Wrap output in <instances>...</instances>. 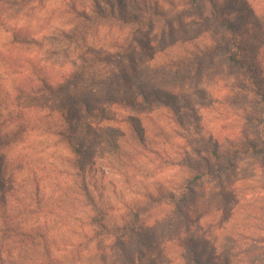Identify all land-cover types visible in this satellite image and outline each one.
I'll list each match as a JSON object with an SVG mask.
<instances>
[{
  "label": "rangeland",
  "instance_id": "1",
  "mask_svg": "<svg viewBox=\"0 0 264 264\" xmlns=\"http://www.w3.org/2000/svg\"><path fill=\"white\" fill-rule=\"evenodd\" d=\"M138 1L164 8L165 16L154 17V26L133 42L136 25L118 29V22L75 42L66 15L53 13L66 7L54 0L23 10L34 16L33 30L43 29L37 43L16 51L15 65L4 55L11 36L0 31V264L93 263L91 255L74 262L71 243L80 223L68 204L70 149L55 131L66 126L61 102L101 88L100 78L90 76L97 67H88L89 54L113 52L117 42L132 47L131 61L123 57L130 86L179 98L174 106L127 110L142 120L146 147L130 125L105 124L111 137L104 135L91 156L103 202L114 214L126 212L124 201L153 208L143 217L144 238L129 244L131 261L103 242L100 264H185L181 255L191 242L206 264H264V0ZM76 5L98 12L93 0ZM99 8L107 9L103 2ZM128 12L145 16L132 7ZM83 55L86 61L78 59ZM38 67L53 77L56 91L57 83L66 84L59 95L37 78ZM72 72L80 74L68 84ZM131 91L119 97L131 98ZM44 174L51 179L40 182L37 204ZM149 192L158 202L145 196Z\"/></svg>",
  "mask_w": 264,
  "mask_h": 264
},
{
  "label": "trees",
  "instance_id": "2",
  "mask_svg": "<svg viewBox=\"0 0 264 264\" xmlns=\"http://www.w3.org/2000/svg\"><path fill=\"white\" fill-rule=\"evenodd\" d=\"M46 1L16 0L12 3L11 0H0V8H4V10H0V31L8 33L11 36L6 46L7 52L4 55L10 57L12 64L15 65V62L19 61L16 51L21 50L24 45L29 46L37 43L38 36L43 29L41 26H38L36 30H33L29 19H33L34 16L29 15V13L24 14L23 10L31 2L45 4ZM54 2L61 7H66L63 10L57 7L60 12L53 13L59 19L63 15H66L64 26L68 27L70 32H73L76 37L75 42L77 39L84 40L92 29H96V32H98L102 27H112L113 23L117 22L119 23L118 29H121L123 27L121 25L124 24L136 25V29L129 36L133 42L135 35L145 34L148 29L154 26V17L165 16L164 8L153 6L149 8V3L146 7L138 0H133L131 3H128L127 0H93L98 8V12L93 15H90L84 9H78L76 5L77 0H54ZM102 2L106 5V10L99 8ZM154 4H158L159 6L158 2ZM128 7H132L138 13L143 12L145 16L128 12ZM29 11H32V9H29ZM16 18L22 20V25L18 27L11 26L9 22L12 21L11 19ZM122 45L123 48H120L121 46L117 42L116 50L113 52L107 51L89 54L92 58L89 61L88 67H97V70H93L90 76L92 78H100L99 83L96 84V86L101 87L98 91L90 88V92L86 91L76 95L73 101L60 103L59 111L66 126H60L58 128L60 131L57 129L55 133L60 136L66 148L70 149L67 161L72 166L70 179L74 183L73 187L70 188L69 194L71 196L69 197L70 202L68 204L75 212L74 221L78 219L77 221L80 223L79 228H76L73 233V241L71 243L75 263L81 262L79 258L89 255L94 259V261H91L93 262L92 264L104 262L106 256L100 249L103 242L114 245V250L113 248L110 250L118 252L115 254L131 261L132 256L128 253L129 244H132L135 239L144 238L146 231L142 227L143 217L151 213L153 208H150L147 203L142 204L139 202L137 204V201H140L137 199L133 202L124 201L126 212L114 214L112 212L113 207L103 202V188H100L97 182L99 171L95 166V162H93L94 158L91 156L96 152L99 145L103 144L104 135H106V138L111 137L109 133L111 131L105 128V124L123 123L130 125L134 129V132H137L139 143L146 147L148 142L144 134L145 130L142 126V120L130 114L127 110H138L143 106H153L155 104L163 107L166 106L165 103L170 102V105L174 106L175 100L179 98L175 94L164 90L152 89L140 84L130 86L132 78H130L129 72L126 70V62L127 60L131 61V54L129 52L127 54V51H130L132 47L129 42ZM9 46L12 47L8 48ZM1 48L3 46L0 42ZM120 49L125 52L123 53ZM11 52H14L16 55ZM126 56L128 59L125 62L123 57ZM78 59L86 61L84 55ZM27 62L28 64H32L34 68L36 67L35 63H29L30 60H27ZM34 73L39 80L45 83V86L53 89V92L56 91V88L50 82L52 76L50 75L49 79L46 68L38 67ZM78 74L80 73L72 72L67 78V83H75ZM56 85L59 88L57 90L59 93L56 91L57 95H59L66 87V84L57 83ZM127 88L132 90V93L129 94L131 98L129 96L120 98L119 91ZM31 89L33 92H40V89L35 86H32ZM114 133L116 132L112 131V135ZM115 149L117 153L119 146H116ZM58 157H62V155L58 154ZM155 161L157 160L155 159ZM49 179H51L50 176L44 174L40 177L39 184H36L35 199L37 200V204L40 203L37 196L42 189L40 182L48 183ZM198 179H200V176L194 178V180ZM145 196L148 199L151 198L153 201H157L150 192L149 195ZM59 202L58 205L64 203V200L60 199ZM127 210L129 213H127ZM121 211L119 209L116 210V212ZM200 255L201 252L198 250V246L194 242H191L189 250L183 252L181 257L185 261V264H206L200 258Z\"/></svg>",
  "mask_w": 264,
  "mask_h": 264
}]
</instances>
